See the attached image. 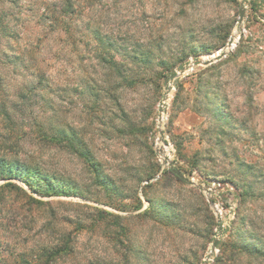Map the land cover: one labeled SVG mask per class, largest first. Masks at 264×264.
<instances>
[{
	"label": "rangeland",
	"instance_id": "obj_1",
	"mask_svg": "<svg viewBox=\"0 0 264 264\" xmlns=\"http://www.w3.org/2000/svg\"><path fill=\"white\" fill-rule=\"evenodd\" d=\"M72 1L0 0V264H264V0Z\"/></svg>",
	"mask_w": 264,
	"mask_h": 264
},
{
	"label": "trees",
	"instance_id": "obj_2",
	"mask_svg": "<svg viewBox=\"0 0 264 264\" xmlns=\"http://www.w3.org/2000/svg\"><path fill=\"white\" fill-rule=\"evenodd\" d=\"M65 4L64 7L62 8V13L66 16H70L72 14H74V5H73V1L72 0H64ZM193 4H197L199 3L201 0H190ZM259 1V0H258ZM257 4V2L255 3V1L253 2V5L255 6ZM90 28L92 34H93V41L98 44L101 48V50L99 51V59L101 60L100 62H102L103 64H108L110 65L112 68L115 69V72L118 76V78H123L124 80H126L129 77H124V71L126 72V66L123 63H120L116 60V55L121 54V52H126V57L128 59H132V63L136 66H141V65H149L152 68V64L153 61L149 57H146V52H144L143 50L139 51L137 50V47H133L131 51L127 49H125V51L119 49L116 45V41L110 39V37H108L107 35L103 34L102 31L98 28L95 27H88ZM14 39V34L10 32V30L8 29V27L4 24L3 20L0 18V76L3 70V67L5 68V66L7 67V65H9L10 63H16L15 61H17L18 58L16 55L14 57H10V55L5 52V51H1V46H2V42L3 40H7V39ZM229 36L225 39H228ZM244 35L242 33V37L240 40V43L243 44L244 43ZM226 44V42L223 41V45ZM192 46V45H191ZM222 46L220 48H222ZM208 48H206L207 50ZM199 49H197V47H195L194 45L191 48V52L189 54V56H193L194 58H196L198 60V58L201 55H197ZM204 50V49H203ZM183 52H186V50H184ZM159 66H162L163 68H165V70H167L168 73H170L172 77L175 76V73L173 72L174 67H169L168 63H166L165 60H163L162 62L159 63ZM129 73H131L132 77L129 78V84L130 86H134L135 84H137L139 82V80L143 79L144 77H146V73H144V71H140V73L137 72H132L129 71ZM1 80V79H0ZM93 91V90H92ZM4 113L8 116V112L5 110ZM225 116V114H222V117ZM64 136L66 135L65 133H62ZM66 142V141H63ZM70 145L73 146L74 144L72 143V141H69ZM93 165L95 166V164L93 163ZM0 167L3 170V172H6L7 170H14L15 168H18L17 173L24 175V174H33L31 169L29 171V168L24 167V166H19L16 164H12L10 162H7L5 159L1 158L0 159ZM37 174V173H36ZM36 175L34 174V177ZM40 176V177H39ZM38 181L40 183V185H45L48 188L54 190V191H58L57 193H64L58 190L59 186L52 180L49 179L47 177L38 175ZM41 185V186H42ZM72 189V188H70ZM64 194H68V193H64ZM248 248L251 250L252 253V248L248 246ZM257 251H259L257 249ZM264 254V253H263Z\"/></svg>",
	"mask_w": 264,
	"mask_h": 264
},
{
	"label": "water",
	"instance_id": "obj_3",
	"mask_svg": "<svg viewBox=\"0 0 264 264\" xmlns=\"http://www.w3.org/2000/svg\"><path fill=\"white\" fill-rule=\"evenodd\" d=\"M245 17H246V8L242 5V6H241L240 19H239V25H240L241 29H242V27H243V22H244ZM240 38H241V37L239 36L238 39H240ZM235 46H236V44L234 43L233 38H231L230 41H229V44H228V46H227V49L230 48V49L232 50V48H234ZM227 52H228V51H226V49H225V51H224L223 53L218 54L216 57H213V59H212L211 61H209V62H207V63H204V65H205V66H210V65L214 64L215 62H218V61L222 60L223 58H225V57L227 56V54H228ZM162 136H164L163 133H162ZM174 173H175L180 179H182L183 181H185V182H187V183H189V184H191V185H195L194 182L191 181V180H189V179H187V178L184 176V174H183L182 172H180V171H176V170H175ZM208 192H209V191H208ZM218 242H219V240H216V241H215V243H214V245H213V252L217 249Z\"/></svg>",
	"mask_w": 264,
	"mask_h": 264
},
{
	"label": "bare ground",
	"instance_id": "obj_4",
	"mask_svg": "<svg viewBox=\"0 0 264 264\" xmlns=\"http://www.w3.org/2000/svg\"><path fill=\"white\" fill-rule=\"evenodd\" d=\"M238 37H239V33L237 32L234 36H233V40H234V43L236 44L237 40H238ZM233 49V48H232ZM231 49L228 48L227 51H230Z\"/></svg>",
	"mask_w": 264,
	"mask_h": 264
}]
</instances>
